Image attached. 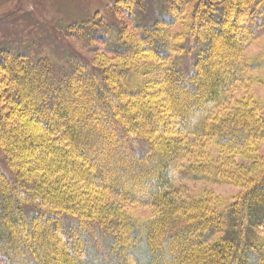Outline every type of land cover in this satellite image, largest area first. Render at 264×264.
Masks as SVG:
<instances>
[{"label": "trees", "instance_id": "trees-1", "mask_svg": "<svg viewBox=\"0 0 264 264\" xmlns=\"http://www.w3.org/2000/svg\"><path fill=\"white\" fill-rule=\"evenodd\" d=\"M66 36L95 62L0 51L1 107L22 112L0 117V264H264V169L211 150L264 140L262 103L231 96L264 71V0H112Z\"/></svg>", "mask_w": 264, "mask_h": 264}, {"label": "rangeland", "instance_id": "rangeland-1", "mask_svg": "<svg viewBox=\"0 0 264 264\" xmlns=\"http://www.w3.org/2000/svg\"><path fill=\"white\" fill-rule=\"evenodd\" d=\"M111 2L112 0H0V51L28 54L37 59L43 56L55 64H64L66 54L85 63H94L92 54L83 52L74 39L66 36V28L85 22L98 12H104ZM246 53L251 60L264 53V39L250 46ZM146 59L144 61L149 63L150 60ZM13 62L15 61L10 60V63ZM253 76L258 82L249 85L238 84L237 90L231 94L232 99L237 101L254 96L264 106V71L253 72ZM4 87V84L0 85V117L6 119V123L13 124L14 116L22 112L11 113L1 107L6 102V98L2 95ZM18 88H22V91L29 89L24 85ZM84 107L87 105H78L80 110ZM5 135L14 139L12 134ZM211 150L214 157L224 158L230 167L250 171L253 175L259 174L264 169V140L258 141L250 153L238 152L224 157L216 148L212 147ZM24 151L25 148L20 152L17 151L18 156L22 157ZM0 168L8 172L1 147ZM182 184L185 196L210 192L228 203L242 192L237 186L204 181H187ZM130 211L143 219H147L150 214L148 209L138 206L131 207Z\"/></svg>", "mask_w": 264, "mask_h": 264}]
</instances>
